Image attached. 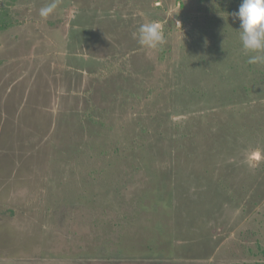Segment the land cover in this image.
<instances>
[{
	"label": "rangeland",
	"instance_id": "374dc122",
	"mask_svg": "<svg viewBox=\"0 0 264 264\" xmlns=\"http://www.w3.org/2000/svg\"><path fill=\"white\" fill-rule=\"evenodd\" d=\"M49 2L0 0V264L264 263V97L231 91L226 34L186 0Z\"/></svg>",
	"mask_w": 264,
	"mask_h": 264
},
{
	"label": "trees",
	"instance_id": "16d2710c",
	"mask_svg": "<svg viewBox=\"0 0 264 264\" xmlns=\"http://www.w3.org/2000/svg\"><path fill=\"white\" fill-rule=\"evenodd\" d=\"M161 1L163 2L162 6L156 7L160 10H167L168 5L172 4V0ZM149 3H151V1H149ZM240 4L241 0H186V3L183 6L188 14H200V16L207 21L210 27H218L219 31H216L217 35L223 36L224 38L226 34V38L228 39V41L234 44L232 53L235 59L233 60V63L229 68V72L230 74H232L229 79V86L231 91L237 92L244 98H248L247 96H249L250 92L257 95L259 94L264 97V66L249 65L246 62L247 56L238 53L242 48L238 33V30L240 29V22L239 20L234 19L231 14L238 11ZM227 44L228 43L226 40L220 43L219 49L221 51V54L215 53L218 57L229 58ZM236 97L237 95H235V98ZM234 104L237 105V103ZM239 113L242 114L241 111ZM220 119L223 121H228L224 118ZM221 126H223V130H225L226 127L231 126V123L229 122V124H224L222 121H220V126H215L213 133L209 132L210 134L216 135V137L214 138V136L212 137L208 133L210 136L205 137V139L201 141L205 148V151H203L204 155L214 161H220L228 156L227 154L223 153L225 151L223 150L225 147V143L219 140V133L222 129ZM97 144L98 143L92 142L91 146L96 147ZM226 152L228 153V151ZM172 184L173 183L166 185V183H164V186H160L158 171H154L153 175L151 176V186L147 190L146 197L140 200L138 206L143 210V207L147 203H149L152 208H156L153 207V204H150L156 203V201H160L158 204L165 205V202H167L171 198L166 197V199L164 200L162 198L163 192H167V189L170 188ZM153 197L154 199L152 200ZM123 244L124 243L120 244L122 248L124 247ZM173 247L177 248V246H175L174 244ZM122 248L120 247V250H122ZM144 249H146L148 252L153 251V248L151 246H145L144 248L135 251V253H144L146 251H144ZM160 251L163 250L160 248ZM261 252L264 253V250H261ZM148 255L154 256L156 255V253H149Z\"/></svg>",
	"mask_w": 264,
	"mask_h": 264
},
{
	"label": "clouds",
	"instance_id": "9594fccd",
	"mask_svg": "<svg viewBox=\"0 0 264 264\" xmlns=\"http://www.w3.org/2000/svg\"><path fill=\"white\" fill-rule=\"evenodd\" d=\"M59 3L60 0H50L40 8L39 15L47 19L56 12ZM231 15L240 22L239 40L247 56V64L264 66V0H241L238 11ZM175 24L182 31L181 22L175 20ZM134 37L140 46L151 50H157L167 43L163 26L158 21L140 25Z\"/></svg>",
	"mask_w": 264,
	"mask_h": 264
}]
</instances>
